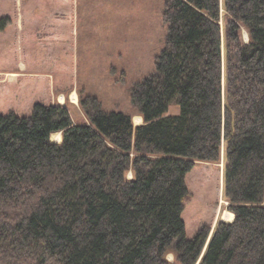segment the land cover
Listing matches in <instances>:
<instances>
[{"label":"trees","instance_id":"trees-1","mask_svg":"<svg viewBox=\"0 0 264 264\" xmlns=\"http://www.w3.org/2000/svg\"><path fill=\"white\" fill-rule=\"evenodd\" d=\"M162 18L130 91L142 124L91 95L84 123L41 101L0 111V264H264V0H166ZM221 159L233 220L187 238L186 176Z\"/></svg>","mask_w":264,"mask_h":264},{"label":"rangeland","instance_id":"rangeland-1","mask_svg":"<svg viewBox=\"0 0 264 264\" xmlns=\"http://www.w3.org/2000/svg\"><path fill=\"white\" fill-rule=\"evenodd\" d=\"M165 1L0 0V21H7L0 30V95L5 98L0 111L14 108L23 114L41 101L66 106L74 123H84L80 99L91 95L104 110L142 124V119L134 123L140 115L131 105L130 91L153 71L164 47ZM242 38L247 41L245 31ZM168 114H178V108L169 107ZM50 141L59 143L61 134L51 135ZM222 174L223 159L198 162L187 174L190 198L182 214L187 238L201 226L213 229L219 220H233L223 197ZM127 178H132L130 172ZM208 185L214 186L215 195H205ZM210 207L212 216L207 214ZM167 259L172 261V254Z\"/></svg>","mask_w":264,"mask_h":264},{"label":"crops","instance_id":"crops-1","mask_svg":"<svg viewBox=\"0 0 264 264\" xmlns=\"http://www.w3.org/2000/svg\"><path fill=\"white\" fill-rule=\"evenodd\" d=\"M37 59H38V58H37ZM39 60H40V59H39ZM40 61H41V60H40ZM24 66H26V65L24 64ZM41 79H42V78H41ZM41 79H40V80H41ZM11 80H12V79H11ZM13 82H14V81H13ZM16 82H17V81L15 80V83H11V84H16ZM37 84H40V81H39V80L37 81ZM49 87H51L52 90H53V88H54V87H53V79H51V80L49 81ZM51 88H50V89H51ZM61 100H62V99H61ZM45 101H46V100H45ZM13 109H14V108H13ZM14 111H15V112H19V111H17V109H14Z\"/></svg>","mask_w":264,"mask_h":264},{"label":"bare ground","instance_id":"bare-ground-1","mask_svg":"<svg viewBox=\"0 0 264 264\" xmlns=\"http://www.w3.org/2000/svg\"><path fill=\"white\" fill-rule=\"evenodd\" d=\"M61 99H62V97H60V100H61ZM71 99H72V100L75 99V95H74V94H72ZM134 120H135L134 123H138V122L141 121V117L137 116ZM58 140H59V138H58ZM230 222H231V221H230Z\"/></svg>","mask_w":264,"mask_h":264},{"label":"water","instance_id":"water-1","mask_svg":"<svg viewBox=\"0 0 264 264\" xmlns=\"http://www.w3.org/2000/svg\"><path fill=\"white\" fill-rule=\"evenodd\" d=\"M60 143V142H59Z\"/></svg>","mask_w":264,"mask_h":264}]
</instances>
